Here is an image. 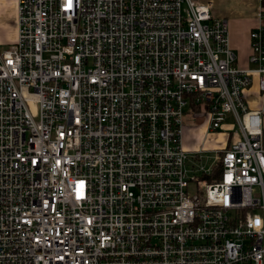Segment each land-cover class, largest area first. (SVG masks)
Here are the masks:
<instances>
[{"label": "built area", "instance_id": "obj_1", "mask_svg": "<svg viewBox=\"0 0 264 264\" xmlns=\"http://www.w3.org/2000/svg\"><path fill=\"white\" fill-rule=\"evenodd\" d=\"M261 1L239 70L208 0H16L0 264H264ZM186 114L235 137L186 151Z\"/></svg>", "mask_w": 264, "mask_h": 264}, {"label": "crops", "instance_id": "obj_2", "mask_svg": "<svg viewBox=\"0 0 264 264\" xmlns=\"http://www.w3.org/2000/svg\"><path fill=\"white\" fill-rule=\"evenodd\" d=\"M240 0L233 6H229L225 11L214 14L215 17L224 18L227 21L228 45L235 56L236 67L239 70L249 69V39L250 29L256 25L255 11L256 0ZM216 10H218L216 8ZM16 36V0H0V47L12 44ZM244 102L251 111L259 110L261 99L256 87L254 78L252 86L244 93ZM200 125L202 132L205 131V122ZM224 138V136H223ZM226 138L223 140V143ZM223 143L220 144L223 145ZM219 145L215 148H219ZM189 151L188 149H185Z\"/></svg>", "mask_w": 264, "mask_h": 264}, {"label": "rangeland", "instance_id": "obj_3", "mask_svg": "<svg viewBox=\"0 0 264 264\" xmlns=\"http://www.w3.org/2000/svg\"><path fill=\"white\" fill-rule=\"evenodd\" d=\"M210 1V14H219L221 11H225L229 6H233L238 0H208ZM241 2V0L239 1ZM216 8L218 10H216ZM4 46L0 47V49ZM202 119L194 118L190 114L183 115L181 120L182 126V140L181 145L183 148L188 149L190 152H201L210 159L212 154L206 153L216 146H220L223 140L230 137V141L234 139L237 127L231 121L229 117L226 118L223 124L222 130H216L205 135L200 128L202 125ZM224 136V138H223ZM202 164L206 166V162L203 160Z\"/></svg>", "mask_w": 264, "mask_h": 264}, {"label": "trees", "instance_id": "obj_4", "mask_svg": "<svg viewBox=\"0 0 264 264\" xmlns=\"http://www.w3.org/2000/svg\"><path fill=\"white\" fill-rule=\"evenodd\" d=\"M261 6L264 7V0L261 1Z\"/></svg>", "mask_w": 264, "mask_h": 264}]
</instances>
